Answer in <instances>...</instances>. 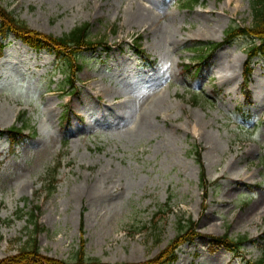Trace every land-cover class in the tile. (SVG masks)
Here are the masks:
<instances>
[{
  "label": "rangeland",
  "instance_id": "obj_1",
  "mask_svg": "<svg viewBox=\"0 0 264 264\" xmlns=\"http://www.w3.org/2000/svg\"><path fill=\"white\" fill-rule=\"evenodd\" d=\"M0 2L42 33L59 36L88 21L91 39L112 45L81 53L79 93L68 96L52 51H35L13 33L4 40L0 128L25 111L29 136H17L14 152L10 138L0 136V259L18 252L32 227L31 211L43 227L41 253L59 259L71 260L83 242L87 256L107 263L153 258L176 237L181 214L196 220L202 235L181 245L167 264L260 258L264 58L252 63L249 102L242 89L248 38L215 52L195 83L202 87L197 95L181 72V63L196 60L190 46L221 40L229 25L251 23L249 0H199L191 9L180 0ZM67 102L74 112L67 150L48 193L49 170L64 148L60 116ZM250 113L244 122L240 114ZM197 146L213 182L205 211ZM224 233L256 242L235 254L203 236Z\"/></svg>",
  "mask_w": 264,
  "mask_h": 264
},
{
  "label": "trees",
  "instance_id": "obj_2",
  "mask_svg": "<svg viewBox=\"0 0 264 264\" xmlns=\"http://www.w3.org/2000/svg\"><path fill=\"white\" fill-rule=\"evenodd\" d=\"M197 1L198 0H190L189 2ZM250 4L253 16L251 25L248 27L234 26L230 28L227 33L231 36L234 29H236V31L245 34H254L257 36L261 42L260 44L253 43L250 45L249 53L251 56V52L255 51H261L264 53V0H251ZM0 21V33H6L8 30H13L36 46L57 48L58 51H60L59 49L65 50L67 51V54H71L73 49H77L83 44H91V41L88 39L89 27L87 23L74 27L70 32L64 34L63 36L42 34L31 29L22 19L14 16L12 12L6 10L1 5ZM203 180L204 177H202V181ZM204 188V190H206V187ZM30 216L33 223L32 228L29 229L27 238L22 242V245L15 255L6 259H0V264H163L164 261H170L175 258L173 250L175 249V245H177L180 241L191 239L197 235L196 222L190 217L185 219L183 216H180L177 220V236L171 241L167 248L162 250L153 258H149L142 262H102L98 258L87 256L84 244L81 243L78 250L73 254V258L71 260H63L44 255L40 252L37 235L43 227L37 223V217L33 211ZM227 238L228 237H226V235H223L222 237H211V241L221 242L230 249H238L242 246L243 242L248 239L246 236H239L230 240ZM257 264H264V255L258 260Z\"/></svg>",
  "mask_w": 264,
  "mask_h": 264
}]
</instances>
